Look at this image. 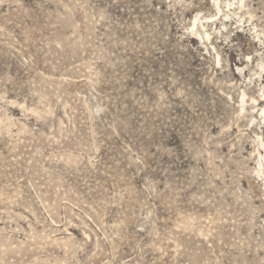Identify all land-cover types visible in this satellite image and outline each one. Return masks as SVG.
Instances as JSON below:
<instances>
[{
	"label": "rangeland",
	"instance_id": "rangeland-1",
	"mask_svg": "<svg viewBox=\"0 0 264 264\" xmlns=\"http://www.w3.org/2000/svg\"><path fill=\"white\" fill-rule=\"evenodd\" d=\"M264 0H0V264H264Z\"/></svg>",
	"mask_w": 264,
	"mask_h": 264
},
{
	"label": "bare ground",
	"instance_id": "bare-ground-1",
	"mask_svg": "<svg viewBox=\"0 0 264 264\" xmlns=\"http://www.w3.org/2000/svg\"><path fill=\"white\" fill-rule=\"evenodd\" d=\"M263 113H264V109H263Z\"/></svg>",
	"mask_w": 264,
	"mask_h": 264
}]
</instances>
